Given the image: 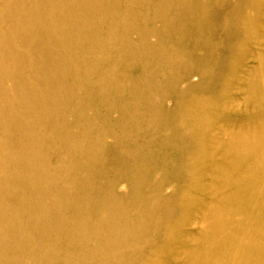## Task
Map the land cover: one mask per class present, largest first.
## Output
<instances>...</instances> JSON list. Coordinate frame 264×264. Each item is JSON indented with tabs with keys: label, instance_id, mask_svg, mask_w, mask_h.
Here are the masks:
<instances>
[{
	"label": "bare ground",
	"instance_id": "obj_1",
	"mask_svg": "<svg viewBox=\"0 0 264 264\" xmlns=\"http://www.w3.org/2000/svg\"><path fill=\"white\" fill-rule=\"evenodd\" d=\"M143 4L136 29L91 11L116 28L113 40L65 10L83 13L80 0H0V79L5 66L46 71L66 97L78 30L89 43L79 57L84 75L100 79L107 69L113 78L94 81L105 114L81 112L87 126L78 136L90 142L53 130L57 154L75 156L69 168L51 164L57 179L43 169L35 126L0 127V264H264V0ZM27 16L32 40L20 27ZM52 28L69 64L48 48ZM19 73L10 81L15 102L37 117L39 101ZM49 94L41 89L45 107ZM0 103H13L2 88ZM0 119L12 123L7 111ZM16 142L23 149L9 153ZM87 175L96 179L82 181ZM97 182L107 190L95 191Z\"/></svg>",
	"mask_w": 264,
	"mask_h": 264
},
{
	"label": "rangeland",
	"instance_id": "obj_2",
	"mask_svg": "<svg viewBox=\"0 0 264 264\" xmlns=\"http://www.w3.org/2000/svg\"><path fill=\"white\" fill-rule=\"evenodd\" d=\"M83 5V13L80 11H73L69 6L65 7L67 12H70L75 20L78 21L79 24L82 23L83 16L87 21H89L90 25L94 27L96 30H102L107 37H111L114 40V34L117 31L113 25H106L101 21L91 19V11L98 10L101 16L106 15L107 13H111L114 22L126 21L127 28L136 29L133 25L134 22L141 24L143 23L141 18L145 16L146 10L144 8L143 0H80ZM55 3H58L55 1ZM86 3L89 4L90 9H87ZM64 9L59 10V14L62 17L64 24L68 25V13ZM34 24V19L31 16H27L25 19V24L20 26L26 29L27 34L30 40L33 39V31L32 26ZM62 32L52 28L49 30L47 35V43L48 48L52 54L55 56L59 55L63 58V60L69 64L68 58L63 52L62 42H61ZM83 35H87L85 31L81 32L78 30V34L73 38L74 41V54L71 55L72 62V75L73 79H69L66 82V89L68 95L66 97H61L58 92L55 94L54 86L48 79L43 78L42 75L47 72L44 71L42 74H37L35 72H31L27 67L19 68L17 70L11 69V73L9 74L10 66L3 67L2 77L0 79V88H2L8 99L13 103L10 106H6L0 103V114L2 112H9L12 123H5L0 119V127L7 129L6 126H9L8 130H10L14 124V121H20L23 126H25L26 130H31V126H35L36 128V136L40 141V147L42 153L47 158L48 165L45 166V162L42 163L43 169L48 176L51 178L57 179L59 178V173L50 168L51 164L55 161L59 164L60 168H69L71 166V162L75 160V156L72 154L63 155L57 154L59 150H54L51 145L52 132L55 129L56 132L61 133L62 135L73 134L76 137L75 144H85L90 142L92 136L89 133H86L83 136H78V131L87 126L83 120L81 119V112L86 106H89L93 109V113L95 117H98L100 114H105L103 110H101L98 106L99 97L95 91L94 81L101 80L104 83H111L113 78L106 72L105 74L98 79L97 74L87 77L84 75V67L79 61V57L82 54V51L89 46L87 38ZM12 44L15 46V42L12 41ZM16 51L21 54L26 60H29L30 53L27 47L18 48L15 46ZM107 59H110L111 52L107 53ZM20 72L19 78L21 83L31 91V93L37 98L39 101V106L37 108L35 115H26L24 112V106L21 103H16L13 93L10 89V81L13 78L14 72ZM87 74V71H86ZM82 76V83L80 82L77 87L73 84L74 78L77 76ZM41 89L47 90L52 97V101L44 106L43 99L40 95ZM78 90H88L91 93L90 97H84L79 93ZM45 92V91H44ZM79 101V106L76 107V103ZM82 102V103H81ZM165 108H170L172 106L171 102L164 104ZM3 132V131H0ZM4 140L0 136V144L3 143ZM23 149V145L20 142H16L13 147L10 149L9 153H18ZM103 151L105 153H109V148L103 144ZM104 161V159H103ZM118 176L117 173H112L108 176V178H116ZM96 179L91 175H87L81 178L82 181L88 182L90 179ZM207 183V179L203 181ZM123 185V184H122ZM169 186H173L172 183H168L165 187L164 194H171V190L168 189ZM95 191L105 192L107 190V185L97 182L95 184ZM182 191V190H181ZM116 192L120 195H125L127 193L126 187H120L116 189ZM80 205H87L82 201Z\"/></svg>",
	"mask_w": 264,
	"mask_h": 264
}]
</instances>
